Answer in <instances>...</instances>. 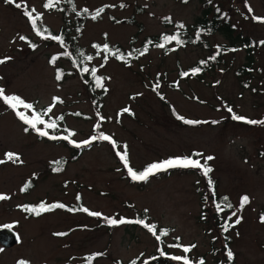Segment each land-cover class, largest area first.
<instances>
[{
	"label": "rangeland",
	"instance_id": "obj_1",
	"mask_svg": "<svg viewBox=\"0 0 264 264\" xmlns=\"http://www.w3.org/2000/svg\"><path fill=\"white\" fill-rule=\"evenodd\" d=\"M44 1L16 3L35 10L37 25L59 31L61 15L48 11ZM73 1L78 10L103 8L100 17L87 21L82 29L79 43L88 50L92 43L104 40L129 48L134 39L138 47L146 37L170 30L163 19L189 25L206 7L222 12L236 27V34L264 42V24L253 20L264 18V0ZM21 36L26 39L21 40ZM210 42L227 40L215 35ZM61 53L58 44L37 35L23 7L0 0V60L5 61L0 63V89L4 94L19 96L36 110L51 107L49 115L62 116L75 140H99L102 132L114 137L127 146L130 163L137 169L191 153L201 154L198 157L204 162L213 157L207 162L217 180V193L228 196L232 212H236L229 220L234 226L226 232L234 264H264V226L260 225L264 222L259 214L264 208V123L232 119L236 114L264 121V43L257 46L248 88L240 87L235 76V70L245 62L243 51L227 57L226 64L202 82L180 76L205 55L194 47L169 54L151 49L130 66L112 59L95 60L96 72L105 77L99 99L87 90L78 73L71 72L66 60L49 62L51 55ZM58 67L60 80L55 72ZM18 109L33 114L32 109ZM177 116L200 124L185 126ZM93 143L63 170L52 172L51 162L61 157L71 159L69 149L25 131L24 124L0 99V195L7 197L0 200V264H124L136 257L142 261L161 249L186 255L193 262L224 261L221 232L212 218L208 224L200 220V194L206 186L196 170L134 181L109 145ZM7 153L15 156L9 159ZM78 196L82 208L102 216L56 208L29 218L19 209L39 202L72 207ZM243 196L249 197V203L241 209ZM143 212L159 228H169L165 242L180 238L181 246L195 247L187 253L166 244L160 248L141 224L110 225L105 219L134 222ZM231 213L223 217L227 219ZM237 217L239 224L234 223ZM97 253L102 255L92 258Z\"/></svg>",
	"mask_w": 264,
	"mask_h": 264
},
{
	"label": "trees",
	"instance_id": "obj_2",
	"mask_svg": "<svg viewBox=\"0 0 264 264\" xmlns=\"http://www.w3.org/2000/svg\"><path fill=\"white\" fill-rule=\"evenodd\" d=\"M48 2V0L44 1V5ZM48 11H53L61 15L62 18V26L59 29V31H54L52 30L49 26L46 25H37V28L40 30L41 33H43V36L47 37H60L61 41L54 40L51 38H48L47 41L50 43L58 44L62 50L61 54H53L49 58V62L52 64H55L58 59H63L64 61L66 60L72 67L73 71L71 72H76L78 73L79 77L81 80L84 82L85 87L87 90L93 95V97L99 99L103 96V91L105 89L104 87V79L105 77L103 75H100L96 72V77L101 78V84L102 87H96V80L91 76V70L93 68H96V65L94 64L95 60H115L116 62L130 66L134 62L138 61L141 57L145 56L151 49H159L162 51L163 54H169L173 51H179L182 49H185L187 47H194L201 49L204 51L205 55L200 58L194 65H192L190 68H188L186 71H181L180 76L184 78H191L196 81H203L204 77L208 74L215 73L217 70L221 69L223 65L226 64V58L229 56H233L236 53L243 51L245 54V62L239 66L235 70V76L239 80V85L242 88H248L249 82L251 80V74L254 71V66H255V56H256V49L257 46L261 45V42L254 41L252 38L245 37L241 33H237L236 27L229 21L228 18L224 17V14L220 12L219 10H213L211 7H206L202 14L197 17L192 24H184L182 22H172L170 19L165 18L163 19V23L165 25L167 30L165 32H161L157 35L153 36H148L146 37L142 44L138 47L134 46V39L130 42L129 48H125L119 44H111L108 40H104L103 42H94L91 44V49L88 50L82 45H80V37L82 33V29L85 25V23L89 20H96L100 17L96 16L95 19H93V16L96 14L97 10L94 12L87 11L85 9L78 10L75 7L74 1L73 0H54V6L52 8H46ZM99 10V9H98ZM255 22L264 24V22H260L257 19L255 20V17L253 19ZM131 23L134 24V20H130ZM180 25H183V27H180ZM169 31V32H168ZM178 35L179 39L182 43L177 44L175 40H172L171 42H164L163 37L164 36H174ZM215 35H221L223 36L227 42L222 43V44H211L210 38H212ZM160 43H165V47H157L156 45ZM107 45L109 51L105 52L104 51V46ZM147 49V51H145ZM63 50L65 51L63 53ZM143 54L141 55V53ZM219 52V54H217ZM91 56L92 60L88 61L84 59V57ZM117 56H122V59H118ZM215 56V59H210L211 57ZM107 57V59H105ZM53 58H55L54 63ZM204 62V63H201ZM87 67L89 69V72H83L82 69ZM199 68V72H194V69ZM56 75L61 76V69L60 67L55 69ZM71 72L69 74H71ZM186 74V75H185ZM63 76V75H62ZM61 79V78H60ZM59 79V80H60ZM10 108V107H9ZM15 116L18 118L16 115V111H14L12 108H10ZM48 108H40L36 110V107L34 109L33 106V114H41V118L45 120L46 122L55 120L57 123L56 129H47L49 136H40L38 133L32 129L29 125H26L23 121L19 120L24 124L25 129H28V133L34 134L38 140H43V141H48V142H54L57 144L63 143L65 147L69 149L70 152V157L65 158L61 157L60 159L53 161L50 163V169L52 172H59L63 170V168L66 166L68 161H75L81 154L82 151L87 149L91 143L94 141L95 144H100L105 143L109 145L114 153V156L116 159L120 160V156L118 153H123L125 146L122 145L121 143H118L114 137H110V140H102V139H95L94 137H90V143H84V142H79L73 138L74 132L68 130L64 124L63 117L62 119L58 118H53L49 115L48 112H46ZM18 111H21L17 109ZM24 112V111H21ZM174 112V110H173ZM26 114V112H24ZM175 113V112H174ZM32 115L26 114L29 118H31ZM178 117V116H177ZM194 121V120H191ZM183 125H190V126H197L200 123H194V124H186L184 121H181ZM243 122V121H241ZM39 128L43 129L44 125H38ZM107 135L105 133H99V136ZM50 136H55L57 139H51L49 138ZM67 136L68 139H63L62 137ZM94 136V135H93ZM108 136V135H107ZM114 142V143H113ZM80 145L77 147L76 145ZM128 153V151H127ZM193 159H199L201 164H204L205 162L202 161L196 155L195 153H191L189 156ZM170 158H175V157H168L167 159H162L161 161L168 160ZM128 159V164L129 167H131L134 171L136 172H141L143 171L147 166L151 165L152 163H149L147 166L137 169L133 167L130 163L129 159V154L127 156ZM59 161L60 164L57 165L55 162ZM124 169L127 172V169L124 166V163L121 161ZM207 166L211 168V166L207 162ZM57 167L60 168V170H56ZM212 169V168H211ZM196 170L197 174L204 180V185L206 186L205 193L203 194L201 191L200 194V199H201V212H200V220L203 222V224H208L209 219L212 218L213 223L215 227L221 232V235L223 236L222 239L224 240V261H217V264H234L235 263V256L232 261H229L227 259V250L230 249L231 246V241L229 240V236L226 235V232L229 231H224L223 230V225L227 221L230 224V221L225 219L223 216L227 215L232 212L233 210V204L232 201L228 198L226 195H222L217 193V180L214 178L212 175V171L209 172L208 176H204L202 173L201 169H192V168H170L166 171H159L156 172L154 175H151L149 177L155 178L159 175H163L167 172L171 171H179V172H187V171H194ZM129 175V174H128ZM211 181V183H209ZM141 182V181H139ZM146 182V181H145ZM32 187V186H31ZM227 197L228 202L231 203L232 208L229 210H226L224 212L218 213L215 208L216 203H222L223 198ZM41 203L45 205H52V204H47L45 202H39V204L34 205L31 203L25 204L20 206V210L27 215L29 218H37L39 216L45 215L49 213L50 211L47 212H41L40 215H36L27 209L37 207ZM81 200L80 198L77 199V204L73 205L72 207L68 206L63 208L64 210L72 209L71 212L73 211H79V209L82 208L81 206ZM74 207V208H73ZM212 213V215H210ZM260 217L262 214H264V208L261 209L260 211ZM208 219V220H207ZM137 220H142L145 223L150 222L149 216L143 212L138 216L137 218H134V221ZM126 224H132L135 226H139L138 223L135 222H130ZM149 225L155 226V231L156 235L160 236V239L157 240L156 235H153L152 232H150L147 228V231L153 235L155 240L158 242L159 247L161 245L166 244L168 247H179L183 248V245L181 246L180 238H173L172 243L168 244L165 242V239L170 235V230L169 228H159L156 223L150 222ZM140 226H143L142 224ZM167 232V234H163L164 232ZM210 230V229H209ZM165 242V243H164ZM161 252L164 254L162 255ZM172 256H179L174 253H168V251L161 249L159 250L158 254H152L148 258L143 259L142 261H139V258H133L129 260L128 262L124 264H182V261H177L171 259ZM186 256V255H181V257ZM201 260V259H200ZM199 260V261H200ZM192 261V260H191ZM198 262H193V264H199ZM117 264H123L121 262H118Z\"/></svg>",
	"mask_w": 264,
	"mask_h": 264
},
{
	"label": "snow or ice",
	"instance_id": "obj_3",
	"mask_svg": "<svg viewBox=\"0 0 264 264\" xmlns=\"http://www.w3.org/2000/svg\"><path fill=\"white\" fill-rule=\"evenodd\" d=\"M6 2L14 3L15 7H17V8H21V7L24 8V15L26 17H28L30 23L32 24L33 29L37 32V35H41L42 38H44V39L51 38V39H54V40L61 41L60 37L43 36V33L40 32V30L37 28V24H36V21H37V19H39V16L33 17V12L35 11L34 9L32 11H29L27 9L26 4L16 3V0H6ZM53 6H54V0H48V2L44 5L45 8H52ZM248 10H249V12L252 11L251 8H249ZM102 11H103V8L97 10L96 14L93 16V19H95L96 16H99ZM255 19H257L260 22H264V18L256 17ZM180 27H183V25H180ZM20 39L24 40L26 38L21 36ZM162 39H163L164 42H171L172 40H175L177 42V44L182 43L180 41L178 35H174V36H171V37L164 36ZM61 43H62V41H61ZM261 43H264V42H261ZM156 46L164 48L165 47V43H160V44H158ZM33 47H35V45H33ZM104 51L105 52L109 51L107 45L104 46ZM145 51H147V49H145ZM142 54H143V52L141 53V55ZM217 54H219V52ZM117 58L118 59H122L123 57L122 56H117ZM6 59H10V57L6 58ZM84 59L90 61V60H92V57L91 56H87V57H84ZM105 59H107V57H105ZM210 59H215V56L211 57ZM54 61H55V58H53L52 62L54 63ZM4 62H5L4 60H0V63H4ZM201 63H204V62H201ZM82 71L87 73V72H89V69L87 67H85V68L82 69ZM199 71H200L199 68L194 69V72H199ZM91 76L96 80V87H102L101 78H97L96 77V69L95 68H93L91 70ZM57 79L58 80L60 79V75L59 74L57 75ZM156 87H159V85L157 84ZM0 99H2L4 101V103L6 105H8L10 108H12L14 111H16V115L18 116V118L21 121H23L26 125H29L32 129H34L38 133V135H40V136H49V133H48L47 129H56L57 123H56L55 120L46 122L45 120H43L41 118V114H33V116L31 118H29L24 112L18 111L17 109L19 107H23L24 109H33V105L32 104L25 102L19 96H15V95L8 96V95H5L3 89H0ZM57 100H58V98H54V101H57ZM227 110L230 113L232 112L231 108H228ZM50 111H51V107L46 110V112H50ZM123 111L127 112V111H130V110L129 109H124ZM58 119H62V117H60ZM178 119L183 120L184 123H186V124L200 123L198 121L186 120L183 117H178ZM232 119L233 120H237V121H243V122L248 123V124L264 123V121L248 120L246 117H242V116H239V115H236V114L232 115ZM213 123H217V122L213 121ZM38 125H44V128L41 129V128L38 127ZM25 131H28V129L26 128ZM49 138L57 139V137H55V136H50ZM62 138L66 139V140L68 139L67 136L62 137ZM99 139L110 140V137L107 136V135L101 134L99 136ZM90 142L91 141H85L84 143H90ZM76 146L79 147L80 145L78 144ZM6 155L8 156L9 159H12L15 156V154H13V153H7ZM118 155L120 156L121 161L124 163V166L127 169V172L129 174V176L134 181H146L149 178V176L154 175L156 172L166 171V170H168L170 168L201 169L204 176H208L209 172L212 171V169L207 166V161L213 159V157H211V156L205 158V163L204 164H201L199 159H193L191 157L170 158V159L165 160V161L152 163L151 165L147 166L143 171L136 172L131 167H129L128 159H127L128 153H127V146L126 145H125L124 152L123 153H118ZM196 155H201V154H196ZM55 163L57 165L60 164L59 161H57ZM56 170L58 171V170H60V168L57 167ZM209 183H211V181H209ZM3 199H7V197L4 196V195H0V200H3ZM77 199H79V196L77 197ZM247 203H249V197L248 196H243L241 198V201H240V208L243 209L244 205H246ZM65 207H66L65 205L60 204V203L53 204V205H45V204L41 203L39 206L30 208V209H27V210L32 212V213H34V214H36V215H40L41 212L52 211V210H54L56 208H65ZM215 208H216V211L218 213H220V212H224L226 210L231 209L232 205H231L230 202H228V198L224 197L222 203H216L215 204ZM69 210L71 211L72 209H69ZM79 210H81V211H83V212H85V213H87V214H89L91 216H96V217L102 216L101 213L91 212L87 208H81ZM232 216H236V212L233 211L231 213V216L228 217V220H231ZM105 219H106L107 223L110 224V225H116V224H123V223L133 222V221H128V220H126L124 218H121L119 220H116V219H113V218H105ZM260 219H261V222H264V214L261 215ZM134 222L138 223V224H142L145 228H147L150 232H152L153 235H156L155 226L149 225V224L145 223L142 220H137V221H134ZM234 223L235 224H239L240 223V218L237 217V219L235 220ZM233 226H234V224H229L226 221L224 223V225H223V230L224 231H228V229L230 227H233ZM4 227H9V226L5 225ZM163 234H165V235L167 234L166 230H165V232ZM56 235H66V233H57ZM156 238H157V240H159L160 236L156 235ZM192 247H195V246L194 245L185 246V247H183V251L185 253L190 252ZM161 254L163 255L164 253L161 252ZM96 255H102V253L94 254V256L92 258H95ZM226 255H227V259L229 261H232L234 259V254L232 253V251L230 249L227 250ZM171 259L177 260V261H182V264H193V262L187 256H183V257H181V256H172ZM19 264H27V262L21 261V262H19ZM133 264H134V262H133ZM199 264H204L202 259L199 261Z\"/></svg>",
	"mask_w": 264,
	"mask_h": 264
},
{
	"label": "flooded vegetation",
	"instance_id": "obj_4",
	"mask_svg": "<svg viewBox=\"0 0 264 264\" xmlns=\"http://www.w3.org/2000/svg\"><path fill=\"white\" fill-rule=\"evenodd\" d=\"M260 225H263L264 226V223H261ZM262 249H264V245H262Z\"/></svg>",
	"mask_w": 264,
	"mask_h": 264
},
{
	"label": "water",
	"instance_id": "obj_5",
	"mask_svg": "<svg viewBox=\"0 0 264 264\" xmlns=\"http://www.w3.org/2000/svg\"><path fill=\"white\" fill-rule=\"evenodd\" d=\"M0 243L3 244V242H1V240H0Z\"/></svg>",
	"mask_w": 264,
	"mask_h": 264
}]
</instances>
